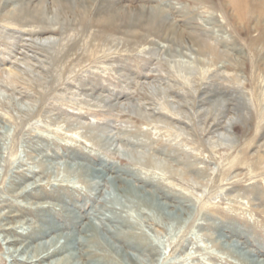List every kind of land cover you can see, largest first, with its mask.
I'll list each match as a JSON object with an SVG mask.
<instances>
[{"label": "rangeland", "instance_id": "374dc122", "mask_svg": "<svg viewBox=\"0 0 264 264\" xmlns=\"http://www.w3.org/2000/svg\"><path fill=\"white\" fill-rule=\"evenodd\" d=\"M244 1L0 0V264H264Z\"/></svg>", "mask_w": 264, "mask_h": 264}, {"label": "bare ground", "instance_id": "6f19581e", "mask_svg": "<svg viewBox=\"0 0 264 264\" xmlns=\"http://www.w3.org/2000/svg\"><path fill=\"white\" fill-rule=\"evenodd\" d=\"M232 1V3H233V6H235V8L238 10V11H241V9L243 8V7H245V9L247 10V13L249 14L250 13V11H251V9H253V7L252 6H250V3H248L247 1H244V0H231ZM263 5V4H262ZM254 11H252V14H254L255 15V13H253ZM110 13V12H109ZM114 14V13H113ZM111 15V17H109L108 16V18H106L107 16L106 15H104V17L106 18L105 19V23L108 25V26H113V28L116 30V29H119V26H118V21L116 22V19H114V15L116 16V14H114V15ZM124 15V14H123ZM118 18V17H117ZM127 22V21H126ZM130 22V21H129ZM117 24V25H116ZM118 31V30H117ZM121 31V30H120ZM47 41H51V40H47ZM130 191H129V189H126V195L127 196H129L128 194H130L129 193ZM136 195H138V196H141V194L140 193H137L136 192ZM147 202V201H146ZM122 204V203H121ZM166 207V206H165ZM160 208V207H159ZM158 208V209H159ZM161 216V215H160ZM92 232L93 233H95V234H97L98 232H97V229L95 228V226H93V224H92ZM35 233H39L38 234V237L37 236H35ZM32 236H35L36 238H39L40 239V236L39 235H41V232L40 231H37V232H35ZM115 233H118L119 235H121V233L120 232H115ZM31 236V237H32ZM42 236V235H41ZM89 238V237H88ZM41 240V239H40ZM56 241V240H55ZM51 243V242H50ZM96 246L98 245L99 246V244H98V242H96V241H94L93 242ZM43 244V243H42ZM54 245V244H53ZM110 245V244H109ZM74 246H75V243H73V242H69V244L66 246L67 248H68V252L67 253H69V256L66 258V259H60V264H65V263H68V264H80L81 262L78 260V258L76 257V249H74ZM97 246V247H98ZM42 247H44L43 245H42ZM65 247V248H66ZM41 248V247H40ZM67 250V249H66ZM111 251H114L117 255H124L123 254V252H121L119 249H114V247L112 246V248L110 249ZM45 251V250H44ZM37 252V251H36ZM40 254V253H39ZM41 256V255H40ZM38 257V256H37ZM75 257V258H74ZM39 258V257H38ZM99 264H112V263H110L108 260H106L104 257H103V259L101 258V261L99 262Z\"/></svg>", "mask_w": 264, "mask_h": 264}]
</instances>
